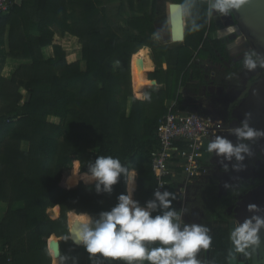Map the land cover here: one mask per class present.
Here are the masks:
<instances>
[{"label": "trees", "instance_id": "16d2710c", "mask_svg": "<svg viewBox=\"0 0 264 264\" xmlns=\"http://www.w3.org/2000/svg\"><path fill=\"white\" fill-rule=\"evenodd\" d=\"M163 2L180 4L187 14L181 43L153 38L154 21L165 15ZM217 30L206 0H19L2 17L0 204L5 212L0 244L7 249L0 264H51L45 242L51 235L62 238L60 264H76L80 255L117 263V258L90 254L83 243H72L68 237L73 224L85 216L98 220L100 213L110 211L118 196L127 194V175L133 169L134 201L146 207L154 199L156 180L150 164L158 149L157 126L172 103L190 109L180 89L208 84L205 61L220 65L232 77L243 67V60L229 56ZM143 48L150 50L154 70L146 83L131 81L132 90L130 58ZM251 58L258 61L252 53ZM7 59L23 63L9 79L1 76ZM22 143L28 144L27 150L21 149ZM101 155L118 157L128 169L111 192L103 185L97 192L89 172V162ZM207 181L198 186L200 197L213 205L204 222L209 216L221 219L229 204L218 195L216 179ZM175 184L163 191L172 194L170 208L162 209L155 200L152 216L180 212ZM56 206L59 217L51 220L47 210ZM211 238L210 245L216 244L212 255L225 264L228 228ZM50 242L53 248L55 240ZM158 246L159 242L146 244ZM201 253H196L197 260Z\"/></svg>", "mask_w": 264, "mask_h": 264}, {"label": "clouds", "instance_id": "9594fccd", "mask_svg": "<svg viewBox=\"0 0 264 264\" xmlns=\"http://www.w3.org/2000/svg\"><path fill=\"white\" fill-rule=\"evenodd\" d=\"M246 0H216L212 9L221 14L229 15L238 9ZM211 12H209V15ZM234 32V28L229 29ZM249 68L255 67L254 61L246 59ZM236 133L241 138H253L261 135L244 124ZM210 153L223 154L226 157L239 155L247 151L243 145L234 146L225 137L217 136L208 143ZM91 177L96 180V190L99 192L103 185L105 192H111L112 186L118 182L122 174L128 169L124 167L118 157L97 156L94 162L88 164ZM159 206L168 209L171 193L168 191L154 193ZM255 205H249L254 209ZM157 208L154 201H149L146 207H141L137 201L131 199L130 194H120L118 203L110 211L100 213V219L93 221L85 216L75 232V242H82L90 254L101 253L106 257L124 258L129 261H148L149 264H199L196 253L200 249H207L211 244V236L207 227L185 224L181 230L180 215L176 211H165L162 215L152 216L151 211ZM68 214V213H67ZM264 227V218L254 216L245 219L233 231L234 244L238 252L249 255V249L259 244V230ZM68 228V226H67ZM159 242L158 247L148 248L142 242Z\"/></svg>", "mask_w": 264, "mask_h": 264}, {"label": "flooded vegetation", "instance_id": "af4514ba", "mask_svg": "<svg viewBox=\"0 0 264 264\" xmlns=\"http://www.w3.org/2000/svg\"><path fill=\"white\" fill-rule=\"evenodd\" d=\"M241 39H243L242 36ZM242 42L247 44L245 40ZM248 49L249 52L233 57L234 60H243V67L235 77H232L231 73L227 74L219 65L220 68L211 71L209 69L206 78L210 82L208 81L207 85L191 88L198 94L199 99L195 105L199 108L200 115L210 113L221 124L220 131L213 135L209 142L221 136L231 141L234 146L243 145L247 149L240 152L242 159L239 160L235 155L226 157L223 154H216L215 151L212 152L215 166L210 171V178L218 180V184L217 182L215 184L217 193L229 202L224 213L228 220L229 240L232 236L231 231L237 227L235 224L234 229H230V224L237 223V217L249 219L247 213L249 205H252L251 197H254V190L264 182L260 136L250 139L239 137L236 130L242 129L244 125L231 115L233 108L247 95L249 87L264 76L260 61L253 60L255 63L253 68L247 66L246 59L249 56L251 58L252 53L250 48ZM242 215L244 217H241ZM247 256L250 258V254Z\"/></svg>", "mask_w": 264, "mask_h": 264}, {"label": "water", "instance_id": "95a60500", "mask_svg": "<svg viewBox=\"0 0 264 264\" xmlns=\"http://www.w3.org/2000/svg\"><path fill=\"white\" fill-rule=\"evenodd\" d=\"M167 10L170 28L169 40L166 43H181L184 40L186 25L182 6L169 3ZM231 16L239 34L260 61L264 70V0H246L238 9L231 12ZM29 99L30 95H27L25 101ZM231 115L241 124H247L249 128L262 133L259 135V143L264 163V76L249 87L247 95L233 108ZM253 195L252 205L256 207L248 208L247 216L249 219L254 216L264 218V182L254 190ZM245 219L246 217L243 219L237 217V223L230 224V229H234L235 224L238 226ZM232 233L233 230L230 234ZM258 236L260 237L259 244L249 249V258L245 253L236 250L233 242L235 237L232 235L225 264H264V227L259 230ZM206 256L208 257V254ZM205 264L209 262L206 261Z\"/></svg>", "mask_w": 264, "mask_h": 264}, {"label": "built area", "instance_id": "2783aa9c", "mask_svg": "<svg viewBox=\"0 0 264 264\" xmlns=\"http://www.w3.org/2000/svg\"><path fill=\"white\" fill-rule=\"evenodd\" d=\"M215 2L216 0H207L208 12L212 10L211 5ZM15 4L16 0H0V21ZM220 127V122L213 116L181 110L172 103L156 129L158 149L150 164V170L156 180L153 192L162 194L168 178H184V186H192L204 178L208 169L200 163L201 149L207 140L220 131ZM155 200L154 195L152 201ZM6 249V246L4 249L0 248V256Z\"/></svg>", "mask_w": 264, "mask_h": 264}, {"label": "crops", "instance_id": "0c3cea01", "mask_svg": "<svg viewBox=\"0 0 264 264\" xmlns=\"http://www.w3.org/2000/svg\"><path fill=\"white\" fill-rule=\"evenodd\" d=\"M16 2H18V1H16ZM50 51L46 50V52L48 54L51 53L49 55L52 56V49ZM19 63H20V61L11 60V59H7L5 61L3 69L5 68L4 73L7 75V77L8 76L10 77L11 73L15 71V69L17 68ZM153 66H154V64H153ZM163 68H165V65H163ZM153 70H154V68H153ZM9 77L5 78V79H9ZM146 81H147V78L145 79V83H146ZM150 85H151V82H150L149 86ZM20 92L23 95H25V91L21 90ZM188 111H190V110H188ZM208 115H210V114H208ZM211 116H212V114H211ZM206 142L209 143V140H207ZM27 148H28V144L27 143H22L21 144V149L22 150H27ZM212 156H213V154H212ZM201 164L208 169V173L206 174V176L204 178H201L198 181H196V183L194 185H192V186H184V183H185L184 182V178H182V180H181V177H178V178L170 180V181L167 180V185L166 186H168L169 184H172V182H175L177 184V185L175 184L176 188L174 189V195L178 197V201H179V207H180L179 215H180V220H181V230H182V228H183V226L185 224L190 225V224L195 223L197 225H201V226L207 227L209 229V235L212 237V236L220 234L223 229L227 228L228 220H227V215L223 214L221 219L216 218L215 216H209V219L207 220L209 222H207V221L204 222L205 221V217H206L205 213L208 214L209 212H212V206L213 205H211L210 203L207 204L203 200L204 198L200 197L202 193H201L200 188L198 186L201 183H203V182H205V183L209 182L207 180L210 179V171H211L212 167L215 166L214 158L212 157L209 162H206L204 164L202 162ZM130 171H134L135 172V190H134L133 195H132V200H134V193H135L136 188H137V184H136L137 173H136V171L134 169L130 170ZM213 183H214V181H213ZM217 184H218V182H217ZM215 187H216V185H215ZM176 193H180V195H176ZM197 199H199V201ZM56 207L58 208V212H57V217L56 218H52L51 215L49 214V211L53 210L55 207L47 210V215L49 216V218L51 220H55V219H57L59 217V207L58 206H56ZM209 215H210V213H209ZM223 218L226 219V220H224ZM73 226H74V224H73ZM73 233H74V230H73V227H72V236H73ZM68 236H69V229H68ZM72 236L68 237V239L70 241H72V243H74L76 245H81L82 244V243L81 244L75 243L73 241V239H72ZM51 239L55 240V245H54L53 248L50 247V243H51L50 240ZM61 240H62V238H57L55 235H51L49 238H47L45 240L46 249H47L48 254L50 255L51 264H60L59 242ZM143 243L145 245L147 244L146 241L143 242ZM213 243H214V241H213ZM215 245L216 244L210 245L209 248H207V249H203V248L201 249V252H202L201 255H203V256L201 258H199V260H198L199 264H205L206 261H208L209 264H224L223 263V258H217V257L212 255L213 250L216 247ZM209 250H210V254H209ZM207 254H208V257L206 256ZM140 261L141 260H135L134 259V260H132L130 262V264H140ZM76 264H103V263L100 262V261L91 259V258H89L87 256L80 255L78 257V260H77ZM116 264H129V261L124 259V258H117V263Z\"/></svg>", "mask_w": 264, "mask_h": 264}, {"label": "rangeland", "instance_id": "374dc122", "mask_svg": "<svg viewBox=\"0 0 264 264\" xmlns=\"http://www.w3.org/2000/svg\"><path fill=\"white\" fill-rule=\"evenodd\" d=\"M16 1H19V0H16ZM206 2H207V0H206ZM160 4H161V7H163L165 10V15L162 18L163 21L161 19L154 21V28L156 30V34L154 35L153 38H155L159 42L165 43L169 40L168 10H167V6H168L169 2H163ZM210 12H211V14L209 15V17H211V19L213 20L214 23L219 24V30H217V35H218V37L220 35L222 36V38H223V40L227 46L229 56L233 58V57L239 56L245 52H249L248 51L249 47H247L248 45L243 44V42H242L243 39H241V37L239 36V32H238V30L234 24V21H233L231 14H229V15L221 14L220 12H218L215 9H212ZM183 13H184V18L186 19L187 14L184 11H183ZM208 14H209V12H208ZM230 28H234L235 31L230 32L229 31ZM46 50L50 51L51 48H48ZM49 54H51V53H49ZM149 55H150V50H149ZM20 64H23V63L20 62L18 65H20ZM204 65L208 69H210V71L214 70L216 68H220V66L218 64H215V63L210 64V63H208V61H205ZM2 71L3 72H1V76L4 78H8L9 76L7 77V75L4 73L5 68L2 69ZM12 73H11V75H12ZM11 75H10V77H11ZM148 75L149 74L146 75L145 79L147 78ZM130 83H131V72H130ZM132 83H134V82H132ZM132 83H131V89H132ZM153 88H156V87L153 86L152 89ZM180 92L183 94V97L186 100L185 105L188 108H190L189 110L199 113V108L195 105V103L199 99V97H197L198 94L195 93L192 89H183L182 88V89H180ZM207 149H208V142H205L203 144L202 149H201L202 160L204 163L209 162L211 160V158L213 157L212 152L210 153ZM4 212H5V206L3 204H0V219L2 218Z\"/></svg>", "mask_w": 264, "mask_h": 264}, {"label": "bare ground", "instance_id": "6f19581e", "mask_svg": "<svg viewBox=\"0 0 264 264\" xmlns=\"http://www.w3.org/2000/svg\"><path fill=\"white\" fill-rule=\"evenodd\" d=\"M168 24H169V18H168ZM170 28V27H169ZM153 62L149 55V50L146 48H143L139 50L137 53L133 54L130 58V72H131V80L135 84H141L145 81V77L148 73L153 71ZM135 190V172L129 171L127 175V184H126V192L127 194H130L131 199L133 192ZM58 208H54L53 210L49 211V214L52 218L57 217ZM83 218H80L77 222L74 223L73 226V236L72 239L75 241V232L76 229L79 226V223L83 222ZM77 243V242H76ZM82 242L78 243L81 244Z\"/></svg>", "mask_w": 264, "mask_h": 264}]
</instances>
